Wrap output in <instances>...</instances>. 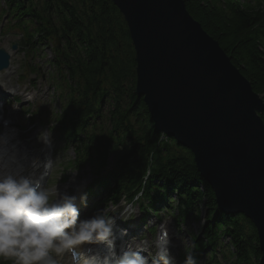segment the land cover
I'll return each instance as SVG.
<instances>
[{
	"label": "trees",
	"instance_id": "trees-1",
	"mask_svg": "<svg viewBox=\"0 0 264 264\" xmlns=\"http://www.w3.org/2000/svg\"><path fill=\"white\" fill-rule=\"evenodd\" d=\"M5 1L26 45H51L60 95L66 100L64 113L57 117L61 112L55 111V122L65 138L83 158L94 161L98 173L114 156L115 166L103 178L111 189L109 200H132L140 191L156 208L174 200L179 217L196 222L200 202L207 208L204 236L196 237L201 248H216L228 237L234 264H264L253 222L242 213L222 212L190 150L174 139L161 141L144 99L137 95L135 50L118 6L112 0ZM184 2L264 100V0ZM261 117L264 121V110ZM148 167L151 174L143 189Z\"/></svg>",
	"mask_w": 264,
	"mask_h": 264
},
{
	"label": "water",
	"instance_id": "water-1",
	"mask_svg": "<svg viewBox=\"0 0 264 264\" xmlns=\"http://www.w3.org/2000/svg\"><path fill=\"white\" fill-rule=\"evenodd\" d=\"M112 1L128 26L136 91L155 126L192 151L221 211L253 222L264 263L263 98L184 0ZM9 58L0 49V72Z\"/></svg>",
	"mask_w": 264,
	"mask_h": 264
},
{
	"label": "clouds",
	"instance_id": "clouds-1",
	"mask_svg": "<svg viewBox=\"0 0 264 264\" xmlns=\"http://www.w3.org/2000/svg\"><path fill=\"white\" fill-rule=\"evenodd\" d=\"M0 260L10 264H60L70 256L71 264H148L149 247L116 248L115 220L97 209L88 216V194L82 186L75 192L62 189L53 198L48 178L56 158L49 153L53 131L41 128L36 134L43 158L33 155L20 139V129L3 115L0 104ZM75 176L70 183H75ZM127 211V209L125 210ZM124 218V214H121ZM126 229L122 232L126 234ZM152 264H175L168 252L166 232L157 237ZM183 264H197L186 253Z\"/></svg>",
	"mask_w": 264,
	"mask_h": 264
},
{
	"label": "rangeland",
	"instance_id": "rangeland-1",
	"mask_svg": "<svg viewBox=\"0 0 264 264\" xmlns=\"http://www.w3.org/2000/svg\"><path fill=\"white\" fill-rule=\"evenodd\" d=\"M4 5L7 6L6 1L0 0V48H5L10 52L11 65L9 70L3 71L0 75V81H3L6 85L3 95L5 93L8 97L4 98L3 96H0V100L6 102V114L8 119L12 121L13 126L20 129V138L23 141L24 146L30 151H32L33 148V150L40 153L41 158H43L45 153L39 151L40 145L36 143V134L41 128H44L42 127V122L45 125H49V122L54 119V113L60 108L62 102L57 98V90L53 88L54 85H51L54 84L53 81L50 82L53 68L48 63V59L53 55L47 47H41L39 48L40 51L38 53L33 52L30 55H26L21 49H18L17 51L11 50L12 45L19 41L20 33L16 30H11L10 32L6 31V33L1 32L4 25L8 26L12 22V20L11 22L8 20V14ZM51 95L55 97V100L52 102V106L55 109L53 111L49 105ZM16 99H19L20 102L17 103ZM105 106L108 107V103H106ZM105 106L103 107L104 109ZM27 108L33 112L31 118L34 119L36 122L35 124H30L28 119L25 118L23 111ZM62 110L58 111L61 112ZM49 111H52L53 117L49 115ZM53 138L54 144L49 154L53 158H56V167L49 176L47 183L53 190L54 196H58L62 189L74 193L77 186H82L83 191L88 194V206L81 207V215L88 216L93 214L97 209H102V205L97 208H94L93 206H96V204L105 197V194L92 193L91 191L94 189L93 187H91L90 191L88 190V188L93 185L94 180L92 169L89 167H86L82 171H77L74 168L65 169L64 166L67 161L74 159V151L72 148L64 149L63 147H60L57 135H53ZM62 176H64L63 179H61ZM73 176H75L76 181L74 184L70 183ZM126 209L127 211H125ZM206 211L207 208L202 205L200 220L197 223L191 222V232L189 234L190 240L186 239V237L178 230L176 223L169 215L163 214L161 220H157L151 216H148L147 219H150L151 222L155 224H158L161 221L164 222L163 225L158 224L157 231L159 232L162 228L167 229L171 236L170 244L173 246L171 249L180 256L181 253L191 245V233H194V235L197 236L202 233L204 225L206 224ZM122 213L124 214L125 219L132 218V221L135 222L137 219L135 215L138 213L141 214L142 211L139 206L136 205L121 210L119 212V217H121ZM132 226L138 227L139 224ZM143 231V226L136 228V233L138 234H141ZM143 236L148 237L151 243L156 244V237L151 236L147 232H144ZM227 244H230L229 238L223 237L221 240V246L223 247L222 250L225 254H228L226 248ZM223 252L220 251L216 254L217 261H219L220 264H232V262L224 258ZM207 261V255L204 254L198 264H212L206 263ZM213 262L216 263V261ZM60 264H71V262L67 257H64L61 258Z\"/></svg>",
	"mask_w": 264,
	"mask_h": 264
},
{
	"label": "bare ground",
	"instance_id": "bare-ground-1",
	"mask_svg": "<svg viewBox=\"0 0 264 264\" xmlns=\"http://www.w3.org/2000/svg\"><path fill=\"white\" fill-rule=\"evenodd\" d=\"M223 49V48H222ZM4 87H5V84H2L1 85V90H4ZM137 95H138V93H137ZM139 96V95H138ZM140 97V96H139ZM143 98V97H142ZM144 99V98H143ZM64 110V109H63ZM61 111V113L57 116V117H59V116H61L62 115V113H64V111ZM49 115L51 116V117H53V113L51 112V111H49ZM54 118H55V115H54ZM155 128L157 129V131H159L160 132V134H161V141L163 142V143H166L167 141H166V139H168V138H170V139H174L175 141H176V139H175V137H173V136H171V135H169L168 133H166V132H164V131H160L158 128H157V126H155ZM51 131H53V135H57V138H60V139H63L65 142H63L62 144L60 143V147H63L64 145H65V143H68V144H71V143H73V141L72 142H70V140H69V136H66V138H65V133H64V130H62L61 128H60V126H59V124L58 123H56L55 124V126L54 127H52L51 128ZM80 135H82V134H80ZM75 141V140H74ZM182 146V145H181ZM183 148H186V149H189L188 147H185V146H182ZM190 150V149H189ZM29 152L31 153V154H33V155H37V156H39V154H36L34 151H33V149H32V151H30L29 150ZM93 152H95V148L93 147ZM190 152L192 153V151L190 150ZM193 154V153H192ZM193 158H194V162H195V156L193 155ZM195 164H196V162H195ZM196 168H197V165H196ZM197 170H198V168H197ZM199 171V170H198ZM201 175H202V173L201 172H199ZM203 177V176H202ZM204 179H205V181L211 186V183L205 178V177H203ZM110 191H111V189L109 190V193H110ZM173 197H175V196H173ZM199 204L202 206L203 204L202 203H200L199 202ZM230 214H232V213H230ZM247 218V217H246ZM248 219V218H247ZM251 221V220H250ZM119 228V225L118 224H115V231L117 230ZM125 245V247L126 246H132V241L131 240H128V241H126V243L124 244Z\"/></svg>",
	"mask_w": 264,
	"mask_h": 264
}]
</instances>
